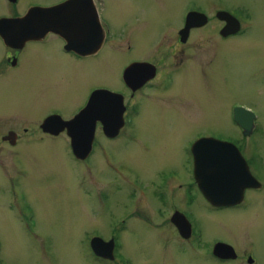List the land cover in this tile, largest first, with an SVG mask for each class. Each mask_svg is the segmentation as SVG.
Segmentation results:
<instances>
[{
    "label": "flooded vegetation",
    "instance_id": "1",
    "mask_svg": "<svg viewBox=\"0 0 264 264\" xmlns=\"http://www.w3.org/2000/svg\"><path fill=\"white\" fill-rule=\"evenodd\" d=\"M105 1L0 0V170L3 176L7 175L5 181L11 175L10 168L19 169L18 160L30 150L42 151L40 147L50 148L59 144L66 147L64 154L70 155L84 166H88L94 157L97 158L99 151L103 162L101 161V168L96 163V168L99 171L112 168L114 170L112 180L116 181L114 185L116 191L127 193L134 203L131 202L132 209L129 215L116 218L112 216L111 212L107 211L108 207H105L109 194L103 190V187L110 181V178H106L105 184L100 188L101 190H98V200L105 214L109 213L105 220L107 219V223L111 226L105 231L93 225V230L86 238L88 252L96 259L98 262L96 264H133L123 251L124 236L128 234L129 222L132 219L139 227L142 225L139 218L149 223L163 221L172 225L180 238L176 240L175 246L183 254L185 249H190L196 254H201L204 262L209 264H255L256 251L251 239H248L243 247L234 246L219 237L206 242L203 218L196 216L195 213V208L198 207L209 212L225 211L241 214L248 212L253 199L257 201L256 196L264 194V157L258 145L250 138L258 129V114L254 108L237 102H230L227 105L229 118L235 128L239 129V136L224 137L213 131L204 134L201 132L196 136V140L212 138L228 142L240 152L245 162L243 165H246L251 177L248 180L249 185L242 191L240 201L231 204L214 205L202 193L193 173L194 158L191 145L196 140L188 148L189 157L185 158L186 164H184V147H182L179 167L167 165L156 171L155 175L170 176L163 181L159 179L157 188L147 189L149 179L142 175L145 173L144 166L147 165L142 168L123 166L119 155L116 158L113 150L115 147L116 151H119L120 146L135 143L138 139L137 130L145 128V123L149 122L144 120L143 113L150 111L152 117L156 118L150 121V124L152 128L157 129L155 133L157 142L166 145L159 149L155 146L149 153L158 152L159 159L164 157L170 162L171 158H174L178 161L180 158L176 154L173 155V152L176 144L184 145V76L187 73L186 69L192 72L193 77L198 74V69L193 67L194 62L189 61L185 56L191 34L193 31L205 29L211 21H215L216 25H213L214 31H212L213 34H217L215 38L226 41L245 34L249 29V21L244 20V15L238 7L224 9L215 6L213 8L215 11L209 13L189 0L185 4V16L184 7L181 9L182 20L179 25L174 26L171 23L166 26L164 22V27L151 31L145 36V42L141 46L145 53L141 55L136 51L135 43L124 39L122 35L124 31L120 33L105 13L103 9ZM129 2L131 3L132 0ZM161 4L163 6L160 12L164 13L167 11V0H161ZM52 6L56 8L53 17L55 30H45L40 25L29 24L28 18L32 9ZM175 13L176 11L173 14ZM188 15L198 16L199 23L190 27L184 40V26ZM214 17L216 20L213 19ZM228 24L229 27L226 28ZM172 32L176 34L175 42L172 40ZM214 45H217L215 39L210 42V55L202 63L212 61L215 54L211 48ZM35 61L41 64L43 71L44 64L61 62V69L58 72L61 76L58 73L57 75L63 80L67 75H74L76 64H80L79 71L83 69L89 71L91 65L85 68L84 63L90 61L100 63V71L104 79L102 81L116 87L94 84L95 82L86 83L84 94L78 102L75 94L66 100L63 99L68 109L65 110L68 111L66 114L58 106L41 104L45 97H54L57 90L61 92L56 81L51 80L56 73L44 72L45 75L39 78L26 74L15 76L13 79L7 77L8 72L20 68L23 63L31 64ZM105 63L109 67L108 70L104 67ZM67 65H73L72 69ZM202 72L201 66L199 74ZM178 89L182 90V94ZM47 90L49 93L46 94ZM192 95L188 98L191 99ZM144 102H149V110H143ZM28 107L35 118H22L23 112ZM84 108L88 109L87 118L78 120V115ZM238 112L249 118L248 133H244L243 125L238 122ZM9 115H17V117L9 119ZM242 115H239L241 119ZM140 116H142L141 120ZM164 117L168 120H164ZM93 118L95 121L90 149L83 158L78 157L74 152L73 137L70 134L83 135L84 131L78 129L92 127ZM172 123L175 125H171ZM83 142L81 138L79 143ZM33 146H37L38 149H34ZM2 162L5 164L2 165ZM246 182L243 180V183ZM21 183L17 178H9L6 190L11 206L17 212L18 220L24 228L33 230L37 221L35 209L27 199L25 187ZM6 190L4 188L5 193ZM85 190L87 193L93 191L88 185ZM148 198H155L156 208L150 214L147 213L148 210L145 211L142 207L141 210L138 206L140 200ZM156 202L161 207L158 208ZM159 213L163 215L157 218L156 214ZM244 221L248 222L247 219ZM1 235L0 232V264H9L3 258ZM144 236L148 238L147 235ZM93 241L96 242L93 244ZM181 253L178 254L182 255Z\"/></svg>",
    "mask_w": 264,
    "mask_h": 264
},
{
    "label": "rangeland",
    "instance_id": "2",
    "mask_svg": "<svg viewBox=\"0 0 264 264\" xmlns=\"http://www.w3.org/2000/svg\"><path fill=\"white\" fill-rule=\"evenodd\" d=\"M187 1L189 0H167V11L164 13L160 12L163 6L161 0H132L131 3L129 0H106L103 9L116 29L120 33L124 31L123 38L132 40L136 45V51L143 55L145 52L141 46L145 42V36L151 31L164 27V22L166 26L171 23L174 26L179 25L182 20L181 9L184 7L185 16ZM191 1L198 8L209 13L215 11L213 9L215 6L224 9L238 7L244 15V20L249 21V29L242 36L223 41L221 38H215L217 34H213L212 31L216 22L211 21L205 29L193 31L191 34L185 56L189 61L194 62L193 67L198 69V74L193 77L192 72L186 69L188 74L185 73L184 76V145L176 144L173 152V155L176 154L180 158L178 161L171 158L169 162V159L167 161L164 157L159 159L158 152L149 153L155 146L159 149L166 145L157 142L155 134L157 129L152 128L150 124V121L156 118L152 117L150 111L143 113L144 120L149 122L145 123V128L137 130L138 139L135 143L122 145L119 151L113 148L116 158L119 155V160L122 161L121 165L139 168L147 165L144 166L145 173L142 174L149 179L147 189L157 188L159 179L163 181L170 178L169 174L155 175L156 171L167 165L179 167L182 147H184V164H186L185 158L189 157L188 148L201 132L204 134L213 131L224 137L240 135L239 129L235 128L229 118L227 105L230 102L246 104L256 110L258 129L250 138L258 145L264 157V0ZM213 19L216 20L215 17ZM214 39L217 45H214L211 51L215 56L211 62L202 63L210 55V42ZM172 40L173 42L176 40V34L173 32ZM61 64L58 61L44 64L43 71L39 62L23 63L20 68L8 72L7 77L13 79L15 76L26 74L39 78L45 73H56L51 80L56 81L61 92L57 90L54 97H45L41 104L58 106L63 111L68 110L63 99L66 100L75 94L78 102L84 94L86 83L95 82L94 84L116 87L102 81L100 63L93 61L84 63L85 68L91 65L89 71L86 69L79 71L80 64H76L74 75H67L65 80L58 78L57 75ZM67 66L71 69L73 67V65ZM201 66L203 72L199 74ZM104 67L106 70L109 69L107 63ZM70 72L72 73V70ZM115 75L117 76V72ZM178 92L182 94L181 89H178ZM190 95H192L191 99L188 98ZM149 108V102H144L143 110ZM67 112L65 111L66 114ZM14 117L17 115L8 116L9 119ZM35 117L29 107L22 114V118ZM164 120L168 118L164 117ZM33 148L38 149L37 146ZM40 148L42 151L30 150L22 159L20 158L19 169L10 168L9 177L17 178L22 182L27 199L35 209L37 221L33 230L24 228L18 220L17 212L12 208L6 190L9 178L5 181L7 175L3 176L0 170V232L3 237L1 239L3 258L9 264H96L98 262L88 252L86 238L93 230V225L105 231L111 226L107 223V219L105 220L109 213L106 215L99 203L98 190H101L106 178H110L109 183L103 187V190L109 194L105 207H108L107 211L115 218L130 214L132 200L127 193L116 191L117 188L114 186L116 181L112 180L114 174L112 168L109 167L105 171L96 168V163L101 168V161L103 162L98 150L99 156L94 157L88 166H84L75 158L64 154L65 146L56 144L50 148ZM86 185L93 191L87 193ZM4 188L7 193L4 192ZM256 198L257 201L253 199L248 212H240L241 214L225 211L209 212L196 206V216L202 217L204 221V240L211 242L219 237L234 246L243 247L246 241L251 239L256 251L255 264H264V194L261 193ZM154 200L155 198L140 200L138 206L145 211L148 210L147 213L150 214L156 208ZM156 206L161 207L157 202ZM159 215L163 214H156V217H160ZM257 215L259 216L256 217ZM139 219L142 225L139 227L132 219L129 222L128 234L124 236L123 251L133 264H209L204 262L201 254H196L190 249H185L184 254L177 250L176 240L180 238L172 225L163 221L154 224ZM246 219L248 222L244 221ZM143 233L148 238H145ZM175 254L176 256L172 257Z\"/></svg>",
    "mask_w": 264,
    "mask_h": 264
},
{
    "label": "water",
    "instance_id": "3",
    "mask_svg": "<svg viewBox=\"0 0 264 264\" xmlns=\"http://www.w3.org/2000/svg\"><path fill=\"white\" fill-rule=\"evenodd\" d=\"M55 9L54 6L47 8L35 7L29 13V24L40 25L45 30H55L56 24L53 21ZM198 21V16H187L184 26V40L190 27L198 25ZM228 27L229 24L226 28ZM87 110V108H84L81 111L78 115V120L87 118ZM239 115H242V113L238 112V122L243 125L244 133H248L250 129L248 125L249 118L242 115L241 119ZM94 121L93 118L92 127L78 129V131H84L83 135L70 134L73 137L72 146L74 152L78 157L83 158L90 149ZM87 123L90 124V122ZM75 136L78 138L74 139ZM79 136L81 137L79 138ZM81 138L84 140L83 143H79ZM191 152L194 158L193 173L195 180L208 201L214 205L231 204L240 201L242 191L245 186L249 185L248 180L251 176L246 165H243L245 162L238 149L228 142L203 138L196 140L191 145ZM216 162L218 165H216ZM243 180L247 182L243 183ZM95 242L93 241V244Z\"/></svg>",
    "mask_w": 264,
    "mask_h": 264
}]
</instances>
